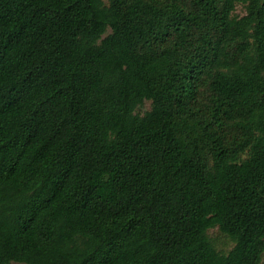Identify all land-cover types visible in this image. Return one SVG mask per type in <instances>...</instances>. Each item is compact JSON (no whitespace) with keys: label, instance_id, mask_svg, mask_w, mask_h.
Returning <instances> with one entry per match:
<instances>
[{"label":"trees","instance_id":"trees-1","mask_svg":"<svg viewBox=\"0 0 264 264\" xmlns=\"http://www.w3.org/2000/svg\"><path fill=\"white\" fill-rule=\"evenodd\" d=\"M12 263L264 264V0H0Z\"/></svg>","mask_w":264,"mask_h":264},{"label":"rangeland","instance_id":"rangeland-1","mask_svg":"<svg viewBox=\"0 0 264 264\" xmlns=\"http://www.w3.org/2000/svg\"><path fill=\"white\" fill-rule=\"evenodd\" d=\"M245 13V11H244V8H242V7H238V9H237V14H239V15H243ZM144 110L143 111H147V110H149L150 109V103L149 102H146L145 103V106H144V108H143ZM214 231H211L210 233H213ZM12 264H19V263H12Z\"/></svg>","mask_w":264,"mask_h":264}]
</instances>
